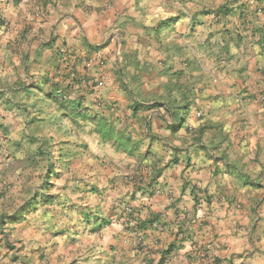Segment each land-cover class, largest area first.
<instances>
[{"label": "crops", "instance_id": "1", "mask_svg": "<svg viewBox=\"0 0 264 264\" xmlns=\"http://www.w3.org/2000/svg\"><path fill=\"white\" fill-rule=\"evenodd\" d=\"M230 1L195 0L186 24L184 12L144 13L134 1L148 14L143 24L129 12L81 23L42 14L31 28L29 14L0 0V121L22 114L38 125V135L33 128L29 136L54 137L57 149L62 132L70 140L100 139L88 148L123 158L118 143L93 126L105 121L139 149L130 168L89 160L78 175L77 167L71 180L80 199L61 196L52 209L39 205L18 222H0V264H264V58L239 4L227 17L202 14ZM247 1V12L259 8ZM115 32H122L119 42ZM146 89L157 96L151 104L129 102L127 120L150 129L147 113L165 108L164 94L177 93L188 102L159 130L179 144L152 135L145 150L147 137L130 131L135 124H126L122 106ZM190 105L200 122L189 124ZM75 107L84 116H75Z\"/></svg>", "mask_w": 264, "mask_h": 264}, {"label": "rangeland", "instance_id": "2", "mask_svg": "<svg viewBox=\"0 0 264 264\" xmlns=\"http://www.w3.org/2000/svg\"><path fill=\"white\" fill-rule=\"evenodd\" d=\"M11 1L16 4V9H20L17 10L20 15L23 11L30 15L29 26L31 28L34 27L35 18L37 19L42 14L58 16L61 19L74 17L81 23V21L88 18L95 22L103 20L109 22L113 19V14L131 13L130 10L123 11L120 7L118 8L113 3L114 1L117 2V0ZM134 1L137 3L144 2V0ZM187 2L195 3V0H187ZM21 5H23L22 8ZM138 9L136 11L140 12ZM142 12L146 13L147 11L144 10ZM129 15L126 17H130ZM122 18L123 16L119 18V21ZM160 26L163 27V24ZM121 33L115 32L111 36L116 39L115 41L119 42ZM192 108L193 105H190L188 110L184 111L189 117L193 115ZM25 112H27V109H25ZM80 114L84 115L81 112ZM197 122H200V120H197ZM180 124L181 121L178 120L176 125L179 126ZM37 126V123L29 121L28 116L22 114L13 117L9 122L0 121V213L2 214L13 213L33 196L38 198L36 201H41L42 198L44 200L51 196L52 200L56 201L55 204L59 203L60 197L63 195L69 200L80 199L78 197L80 187H77L71 179L79 177L78 175H83L81 170L85 169V165L89 160L96 165L112 164L119 169L130 168L138 163L139 149H135L134 154L131 155L125 149H115L117 153L121 152L119 157L123 158H119L120 160L118 158L109 160L110 155L108 153L111 149H89L88 146L92 144L96 148V142L100 141L97 138H95V141L94 138L84 139L81 137H74L70 140L69 137L62 136L63 134L60 132L61 137L59 136L57 140L61 149H57L54 145L56 143L54 137H48L45 141L43 138L36 137V134L38 135ZM93 126L96 129L99 128L96 123ZM93 126L92 130L94 129ZM28 129L30 133H32V130L33 132L36 131V134L29 136V134L25 133ZM47 129L52 130L53 127L50 126ZM133 143V140L128 143L127 147L130 151H134L135 144ZM40 146H43V149H39ZM61 155L64 156L63 159ZM77 167L80 170L78 175L75 171ZM82 188L85 189V187ZM43 205L44 203L41 202L40 207ZM45 208L49 210L53 206L45 204ZM22 217L23 215H21Z\"/></svg>", "mask_w": 264, "mask_h": 264}, {"label": "clouds", "instance_id": "3", "mask_svg": "<svg viewBox=\"0 0 264 264\" xmlns=\"http://www.w3.org/2000/svg\"><path fill=\"white\" fill-rule=\"evenodd\" d=\"M119 3L124 4L127 3L128 7L132 10L130 15L132 17L136 18L137 24H143L146 21V15L142 14L141 12L136 11V9L133 7L134 0H118ZM159 7L166 8L169 12L172 13H179L184 12L186 13V17H182L180 23L186 24L187 20L191 17L192 9L194 8V5L191 3H188L187 0H184V2H181V0H144V2L140 5V8L142 10L146 9H155ZM150 14V13H149ZM71 26V25H70ZM177 28H179V25H177ZM63 83V81H61ZM80 89H76L73 93V95L70 97L71 99H75L76 96L80 93ZM83 91L87 92V86L84 87ZM157 96V93L149 92V90H145L144 96L140 97L135 94H133L128 101H125L122 106V113L123 116L126 118V124H135L134 121L127 120V117L129 116V113L127 111V104L129 102L135 103L136 101L140 99H144L147 104H151V98H155ZM163 98L165 100V108L168 110L166 111L165 108H156L150 112L147 113V116L149 120L151 121V128H145L142 127L140 124H135L134 129H130V131H133L135 135L144 137H147V139L144 142V149L147 150L148 148V140L151 139L152 135L155 136H164V141L168 145L171 144H179L180 139L176 137H172L170 134H164L161 133L159 129L166 127L167 125L174 123V112L176 109V105L179 103H186L188 101L183 100L180 98V95L177 93H171V94H164ZM189 99H193L192 97H189ZM193 115L189 119V124H191L192 120H196L199 117V113L196 111L195 105L192 108ZM151 133V134H150ZM193 135H195V131L193 130ZM182 137H187V133H182ZM152 147H156V144L153 143ZM210 155H215L214 153H210ZM215 190V186H213L212 191ZM191 214L195 215V210H191ZM205 215L207 216V212H205ZM260 247H264V241L261 242V245H258ZM236 264H242L241 261L237 260Z\"/></svg>", "mask_w": 264, "mask_h": 264}, {"label": "trees", "instance_id": "4", "mask_svg": "<svg viewBox=\"0 0 264 264\" xmlns=\"http://www.w3.org/2000/svg\"><path fill=\"white\" fill-rule=\"evenodd\" d=\"M255 1L258 2L259 8L253 9V10L248 11V12L245 8L246 4L248 3L247 0H231L229 3H227L223 6H220L219 8H217L215 10H204V11H202V14H204V15L214 14V15L220 16V17H227L229 15L236 13L235 6L239 4V6H238V9H240L239 10V18L240 19H246L247 17H251V23H252L251 33L253 35L257 36V45L261 48L262 51L260 52V54L264 58V0H255ZM177 18H179V17H177ZM0 22L3 23L1 20H0ZM74 79L77 80V78H74ZM0 95H3V93ZM1 98L2 97L0 96V100H1ZM49 99L53 102H56L57 98L53 94H50ZM258 100H259V102H264V93H262V95H260L258 97ZM76 108L77 107H75V111H73L74 115L78 116V117H82V115L80 113L76 112L77 111ZM98 125H99L98 132L102 136V138L105 140H107V139L108 140H115L116 143H118L119 148H122V149L127 148V146L129 145L128 143L132 141V137H130V135H120L119 136V134L116 133L115 127L112 123L100 121ZM4 129H6V128L4 127ZM25 133L28 134L27 130ZM39 149H43V146L42 147L40 146ZM125 150L127 152H129L130 155L134 154V152H135V148H134V151H130V149H125ZM61 158L63 159L64 156L61 155ZM47 184L49 185V183H47ZM90 192L95 193L96 191H95V189L91 188ZM37 199H38L37 197L33 196L25 204L20 206L13 214H2V213H0V222L4 223L5 221H3V220H6V219L17 222L21 218V215H23L22 218H24V215H25V212L27 211V208L37 210V208L41 204V202L44 203V205L49 204L52 206H54L55 202H56L55 200H52L51 196H48L44 200L42 198L41 201H36ZM61 205H64L63 210H71L70 206H67L66 201L63 200Z\"/></svg>", "mask_w": 264, "mask_h": 264}, {"label": "built area", "instance_id": "5", "mask_svg": "<svg viewBox=\"0 0 264 264\" xmlns=\"http://www.w3.org/2000/svg\"><path fill=\"white\" fill-rule=\"evenodd\" d=\"M71 76H72V78H78L77 72H71ZM199 117H200V114H199Z\"/></svg>", "mask_w": 264, "mask_h": 264}]
</instances>
